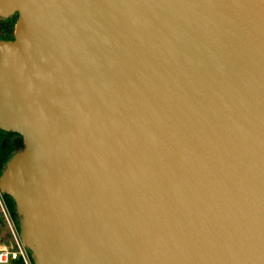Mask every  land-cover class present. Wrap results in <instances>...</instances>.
<instances>
[{
  "label": "water",
  "instance_id": "water-1",
  "mask_svg": "<svg viewBox=\"0 0 264 264\" xmlns=\"http://www.w3.org/2000/svg\"><path fill=\"white\" fill-rule=\"evenodd\" d=\"M0 192L33 264H264V0H0Z\"/></svg>",
  "mask_w": 264,
  "mask_h": 264
},
{
  "label": "built area",
  "instance_id": "built-area-1",
  "mask_svg": "<svg viewBox=\"0 0 264 264\" xmlns=\"http://www.w3.org/2000/svg\"><path fill=\"white\" fill-rule=\"evenodd\" d=\"M18 218V217H16ZM0 220L6 237H0V264H33L31 253L20 238L19 220L11 215L4 194L0 192Z\"/></svg>",
  "mask_w": 264,
  "mask_h": 264
},
{
  "label": "trees",
  "instance_id": "trees-1",
  "mask_svg": "<svg viewBox=\"0 0 264 264\" xmlns=\"http://www.w3.org/2000/svg\"><path fill=\"white\" fill-rule=\"evenodd\" d=\"M17 14H14L8 18L0 17V42L13 40V27L15 25V18ZM22 137L14 132H6L0 130V176L2 175L9 160L22 149ZM7 202V206L11 215L16 219L15 205L11 198L4 195ZM4 225L0 220V236L3 234ZM13 264H20L14 262Z\"/></svg>",
  "mask_w": 264,
  "mask_h": 264
},
{
  "label": "rangeland",
  "instance_id": "rangeland-1",
  "mask_svg": "<svg viewBox=\"0 0 264 264\" xmlns=\"http://www.w3.org/2000/svg\"><path fill=\"white\" fill-rule=\"evenodd\" d=\"M16 21H17V16H16V18H15V25H14V27H13V31H12V35H13V39H14V35H15V28H16ZM21 144H22V149L24 148V140L22 139V141H21ZM19 220V218H16V221H18ZM2 237H6V234H5V230H3L2 231ZM0 236V237H1Z\"/></svg>",
  "mask_w": 264,
  "mask_h": 264
}]
</instances>
